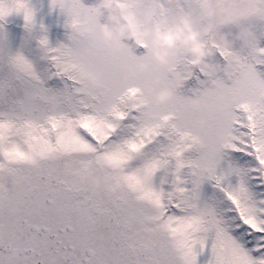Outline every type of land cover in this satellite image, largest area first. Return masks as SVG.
<instances>
[{"label":"snow or ice","instance_id":"1","mask_svg":"<svg viewBox=\"0 0 264 264\" xmlns=\"http://www.w3.org/2000/svg\"><path fill=\"white\" fill-rule=\"evenodd\" d=\"M96 3L50 0L53 44L32 0H0V264H264V0H125L133 46ZM184 13L211 67L153 59L154 22Z\"/></svg>","mask_w":264,"mask_h":264},{"label":"clouds","instance_id":"2","mask_svg":"<svg viewBox=\"0 0 264 264\" xmlns=\"http://www.w3.org/2000/svg\"><path fill=\"white\" fill-rule=\"evenodd\" d=\"M67 3L68 0H61ZM105 9L104 21L99 25V35L105 43L119 45L121 39L131 40L133 46L139 43L148 35V29L141 28L135 14L125 6V0H97L96 12L100 13L101 9ZM166 20H158L154 22L151 32L150 50L153 59L158 64H166L169 57L175 54V51L182 49L187 52L192 59V63L200 69L211 67L209 57L211 49L205 47L202 35L207 33V28L200 27L193 21L187 13L180 15L174 23L167 28H162L161 24ZM219 43L223 47L227 41L222 35ZM147 68L145 63H139L135 68H129V72L135 70H144ZM80 75L84 76V70H80ZM193 76L191 70H187L183 78L177 83H184ZM173 94L171 88H164L154 93L153 99L156 103H163ZM196 101L193 100V103ZM93 189L99 184L95 178L91 180Z\"/></svg>","mask_w":264,"mask_h":264},{"label":"rangeland","instance_id":"3","mask_svg":"<svg viewBox=\"0 0 264 264\" xmlns=\"http://www.w3.org/2000/svg\"><path fill=\"white\" fill-rule=\"evenodd\" d=\"M36 8V21L43 23L48 29L50 41L55 44L57 41L65 40L64 15L58 8L50 5V0H32ZM23 20L20 16H11L8 18L6 28L9 38L14 44L19 43L20 37L23 35ZM194 79L186 82V87L194 86Z\"/></svg>","mask_w":264,"mask_h":264}]
</instances>
